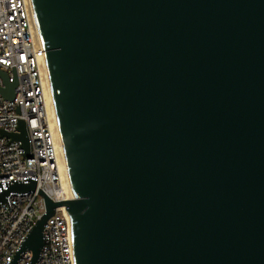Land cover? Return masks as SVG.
Segmentation results:
<instances>
[{
    "label": "water",
    "instance_id": "water-1",
    "mask_svg": "<svg viewBox=\"0 0 264 264\" xmlns=\"http://www.w3.org/2000/svg\"><path fill=\"white\" fill-rule=\"evenodd\" d=\"M31 2L74 198L16 259L66 207L75 264H264V0Z\"/></svg>",
    "mask_w": 264,
    "mask_h": 264
},
{
    "label": "built area",
    "instance_id": "built-area-1",
    "mask_svg": "<svg viewBox=\"0 0 264 264\" xmlns=\"http://www.w3.org/2000/svg\"><path fill=\"white\" fill-rule=\"evenodd\" d=\"M46 53L34 38L28 0H0V70L16 83L14 100L0 94V131L20 134L26 124L29 156L22 143L0 135V193L13 183L36 182L27 193L13 192L0 204V264H31L27 250L16 259L36 222L46 213L41 192L54 203L67 201L49 119L42 66ZM0 88H5L0 76ZM44 247L36 264H75L71 219L66 207L47 221Z\"/></svg>",
    "mask_w": 264,
    "mask_h": 264
},
{
    "label": "bare ground",
    "instance_id": "bare-ground-1",
    "mask_svg": "<svg viewBox=\"0 0 264 264\" xmlns=\"http://www.w3.org/2000/svg\"><path fill=\"white\" fill-rule=\"evenodd\" d=\"M30 11H31V17H32V31L34 38L37 41H41V37L39 35V30L37 27L35 15H34V10H33V5L31 0H28ZM42 74H43V84H44V89H45V95H46V105H47V110H48V115L49 119L54 131L55 135V142H56V149H57V159H58V164H59V169L62 175V182H63V188L66 194V200H72L73 197V192H72V187H71V181L69 177V170H68V165L66 161V156L64 152V147L60 135V130H59V125L56 117V111H55V105L52 97V90H51V83L49 79V74H48V69H47V63H45L42 66Z\"/></svg>",
    "mask_w": 264,
    "mask_h": 264
}]
</instances>
